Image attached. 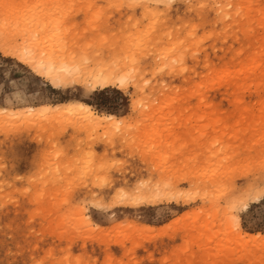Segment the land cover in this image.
Wrapping results in <instances>:
<instances>
[{"label":"rangeland","instance_id":"rangeland-1","mask_svg":"<svg viewBox=\"0 0 264 264\" xmlns=\"http://www.w3.org/2000/svg\"><path fill=\"white\" fill-rule=\"evenodd\" d=\"M0 107V264H264V0H0Z\"/></svg>","mask_w":264,"mask_h":264},{"label":"bare ground","instance_id":"bare-ground-1","mask_svg":"<svg viewBox=\"0 0 264 264\" xmlns=\"http://www.w3.org/2000/svg\"><path fill=\"white\" fill-rule=\"evenodd\" d=\"M10 29V28H9ZM7 34H8V31H7ZM11 34V33H10ZM8 36V35H6ZM5 38V37H4ZM8 39V38H7ZM12 39V38H11ZM8 41V40H7ZM6 41V42H7ZM5 42V43H6ZM10 41H8L9 43ZM45 49V48H44ZM259 54V53H258ZM258 54H256L255 56H258ZM20 55L22 57V59H24L26 62H32L36 67H43L42 70H44V73L46 74V77L48 79H50L54 84H64L66 83L70 77L72 78H75L76 79V74H75V67L71 66L68 64V62L66 63L63 59L62 56L59 55V57L57 56H51L49 59L47 60H44L41 58L40 54L36 51V50H32V51H29V49H26V50H21L20 52ZM254 55V54H253ZM65 57V56H64ZM56 58V59H55ZM177 58V57H175ZM58 59V60H57ZM256 59V58H255ZM258 59V57H257ZM257 61V60H256ZM255 61V62H256ZM258 63V61H257ZM89 75H91V81H93V85L94 86H106L108 84H111V83H115L116 82V78H114V76L110 73V72H107L106 70L102 69V66L101 68L99 69H95V71H91L89 72ZM93 86V87H94ZM67 111L68 112H83V114H85L86 118L88 120H91V121H95V120H100V118L104 117V118H111L113 117L112 114H108V115H97L92 109L91 107L89 106V104L85 103V102H81V101H77V102H70L67 106ZM49 105L48 106H45L44 109H49ZM44 109H41V110H44ZM31 110L34 111V109L31 107ZM7 112V109L6 108H3V107H0V113L1 112ZM25 111V110H24ZM27 112V111H26ZM30 112V111H29ZM10 113V112H9ZM23 113V112H22ZM32 113V112H30ZM19 114V113H18ZM72 114V113H71ZM1 115V114H0ZM6 115V114H4ZM8 116V115H7ZM115 117V116H114ZM114 119V118H112ZM144 187H137V194L133 197L130 195L129 191H124L123 189H121L123 192L120 194L121 198H126L130 197L132 198L131 200H129L128 202L131 204V203H136L138 204L137 202L138 201H142L145 199L147 201L151 200L152 199H155L156 195L154 196L150 190L148 193H151V194H148L146 195V192L148 191V187H145V185H143ZM150 186L151 185H147ZM153 187V186H152ZM144 188H147V191L145 189V194H144ZM161 188V187H160ZM247 188V187H246ZM245 188V189H246ZM155 189V188H154ZM164 189V188H162ZM161 189V190H162ZM160 191V189H158ZM156 192H159L157 191V189L155 190ZM243 191V190H242ZM120 192V191H119ZM153 192V191H152ZM162 192V191H161ZM154 193V192H153ZM164 193V191H163ZM119 194V193H118ZM157 194V193H156ZM115 195V194H114ZM159 195V194H157ZM250 196V194H249ZM116 197V196H115ZM155 197V198H154ZM256 198H258V196L256 195L255 196ZM157 198H159L157 196ZM163 198V197H161ZM114 199V198H113ZM128 200V199H127ZM157 200V199H156ZM160 201L163 200V199H159ZM97 201V200H96ZM100 202V201H99ZM98 202V203H99ZM150 202V201H149ZM129 204V205H130ZM244 208L247 207V204H244L243 206ZM83 212V211H82ZM80 213V212H79ZM78 213V214H79ZM81 214V213H80ZM84 215V214H83ZM197 216V215H196ZM238 218V217H237ZM236 218V220L238 221V219ZM88 221V220H87ZM89 222V221H88ZM239 226H240V223H238ZM237 224V225H238ZM241 227V226H240ZM100 229V228H98ZM239 229V228H238ZM238 235H239V238L241 241L243 242H259V241H263L262 243H264V233H261V232H256V233H249V232H243L241 230V228L238 230Z\"/></svg>","mask_w":264,"mask_h":264}]
</instances>
